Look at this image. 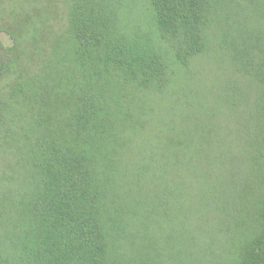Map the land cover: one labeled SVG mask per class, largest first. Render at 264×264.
<instances>
[{"label": "trees", "instance_id": "trees-1", "mask_svg": "<svg viewBox=\"0 0 264 264\" xmlns=\"http://www.w3.org/2000/svg\"><path fill=\"white\" fill-rule=\"evenodd\" d=\"M0 33V264H264V0H0Z\"/></svg>", "mask_w": 264, "mask_h": 264}, {"label": "rangeland", "instance_id": "rangeland-1", "mask_svg": "<svg viewBox=\"0 0 264 264\" xmlns=\"http://www.w3.org/2000/svg\"><path fill=\"white\" fill-rule=\"evenodd\" d=\"M138 16H140V18L142 20L145 19V12L144 11H141L140 13H137ZM145 29V27H144ZM0 40L3 42V44L6 46V47H11L13 45V40L6 34V33H0ZM177 250L173 251L171 250V248L169 247V249H167V254L170 253L171 255H169V259L166 258V264H177V260L176 258H174V254ZM204 262L202 260H194L193 261V264H203ZM187 264V263H185ZM210 264H212L210 262Z\"/></svg>", "mask_w": 264, "mask_h": 264}]
</instances>
